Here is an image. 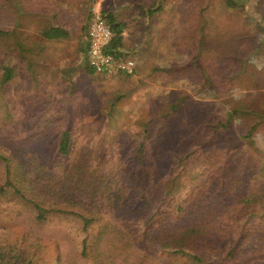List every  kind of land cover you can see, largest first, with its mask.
<instances>
[{
	"label": "rangeland",
	"instance_id": "374dc122",
	"mask_svg": "<svg viewBox=\"0 0 264 264\" xmlns=\"http://www.w3.org/2000/svg\"><path fill=\"white\" fill-rule=\"evenodd\" d=\"M135 1L140 7L135 9L136 13L141 7L146 10L160 6L162 10L152 19L153 31L139 59L144 66L139 69L136 65L133 75H124L86 72L84 55L76 51L78 37L49 41L40 35L43 28L66 14L64 5L40 0H0V75L3 66L12 67L14 72L12 80L0 86V154L12 157L8 176L0 158V187L5 186L8 179L13 180L14 161L25 159L34 167H28L27 178L34 192L23 189L18 193L10 185L0 189V255L5 259L23 254L32 264H188L156 252H144L143 240L137 238V232L126 237L122 234L128 230L123 229L122 234L113 230L114 225L120 226L119 222L110 215L113 210L101 202L97 205L102 215L83 230V219L77 213L96 207L92 204V188L79 184V198L73 200L76 204L72 206L68 198H64L67 182L56 179L52 184L49 169L42 173L43 168L39 172L35 167L47 160L79 161L91 167L100 165L99 162L103 166L107 162L119 167L134 165V159L129 157L134 139L142 132V120L154 107L153 103L167 108L169 100L187 94L195 102L210 107L214 116L224 117L238 104L237 99L243 93H255L256 99L264 97V43L248 61L243 74L231 78L251 81L233 87L225 80L219 85L221 90L214 92L192 82L191 79L204 77L194 66V55L190 54L194 45L189 48L185 45L188 26L182 28L184 23L201 20L198 12L204 9L205 17H212L214 23L221 26L231 25L233 30L247 36L258 31L254 39L258 42L264 35V0H236L245 3V11L228 9L224 0ZM53 14L55 18L50 17ZM133 16L130 23L137 17ZM169 18L175 25L171 39L174 45L158 31L167 25ZM137 23L142 26L140 21ZM140 27L134 35H141ZM157 33L160 40L156 39ZM138 53L132 52L130 56L134 58ZM212 55L208 50L206 56L199 58L201 66L209 68L208 77L230 79L223 73L215 75L213 69L210 72ZM168 68L172 69L171 74L162 70ZM191 109L202 114L201 108L193 106ZM239 122L244 120H235ZM65 129L71 132L73 150L69 156H56V143ZM238 144L241 151L237 153V160L221 172L226 176L223 185L219 188L221 181L216 185L205 182L204 190L214 198L207 200V205L226 216L240 191L245 195L255 194L256 198L263 195L256 210H249L255 215L252 220L245 226L238 224L237 229L246 227L242 237L235 233L232 241L224 238L222 241L224 244L240 242L241 249H236L232 264H264L263 129L258 127L250 138H241ZM187 166L195 170L196 164L187 161ZM53 185H60L61 197L57 201H53ZM102 187L105 188L104 184ZM34 201L50 210L43 219L36 217ZM134 207L124 210L130 212ZM242 207L237 208L236 220ZM102 225H106L104 231L100 230ZM84 239L87 248L82 253Z\"/></svg>",
	"mask_w": 264,
	"mask_h": 264
},
{
	"label": "trees",
	"instance_id": "16d2710c",
	"mask_svg": "<svg viewBox=\"0 0 264 264\" xmlns=\"http://www.w3.org/2000/svg\"><path fill=\"white\" fill-rule=\"evenodd\" d=\"M224 4L230 10H247L245 3L236 0H224ZM161 10L162 7L158 6L146 11L148 15H152ZM198 15L201 20L196 19L182 25V28L188 26L184 38L185 45L187 48L194 45V50L192 49L190 54L194 55V66L204 77L191 79L192 82L198 86L201 84L200 87L204 90L218 92L221 90L219 85L225 80L228 86L233 87L243 86L241 82L246 80L251 81L231 78L243 74L248 61L264 43V35L262 38L259 37L257 42L254 39L255 35L259 34L258 31L247 36L233 30L231 25L221 26L214 23L212 17H205L204 9L199 11ZM106 18L114 32L109 49L117 51L118 56L129 55L121 48L123 25L116 23L110 15ZM174 26L173 19L169 18L167 25L163 29H158L159 32L162 31L164 39L172 45ZM41 35L45 39L67 37L66 31L59 26L45 27ZM156 39L160 40L158 33ZM208 50L210 54H214L209 57L210 72L213 69L216 71L215 75L223 73L230 79L208 77L206 73L209 68L202 67L199 59L203 55L206 56ZM221 53H224L223 56L219 55ZM189 67L195 70L194 67ZM2 69L1 87L14 76L12 67L3 66ZM162 70L170 74L172 72L170 68ZM248 92L237 99L238 104L224 117L214 116L210 107H205L200 101L195 102L187 94L169 100L167 108L153 103L154 107L148 110L142 120V132L134 139L135 144L129 156L134 159V165L122 164L119 167L107 162L103 166V163L99 162L100 165L94 164L91 167L88 163L79 161L63 163L59 160L56 162L47 160V163L35 167L39 172L43 168L42 173H46L45 169L48 168L52 184L56 179L59 182L60 180L67 182L65 188L68 189L64 198H68L72 206L76 204L73 200L79 198L77 197L79 184L92 188L90 193L94 200L92 204L96 207L92 211L77 213V216L83 219V230H87L88 225L91 222L93 224L102 215L97 205L101 202L100 204L104 203L113 210L110 215L119 222L120 226L114 225L113 230L121 234L128 230L129 232L122 234L126 237L137 232V238L143 240L141 249L146 253L156 252L163 257L185 260L188 264H232L236 249H241L238 247L240 242L224 244L222 240L224 238L232 241L235 233L242 237L246 227L237 229L238 224L242 223L245 226L252 220L255 215L249 210L251 208L256 210L257 202L263 201V195L256 198L255 194L245 195L244 191H240L234 197L226 216H222L216 208L207 205V200L214 198L204 190V186L206 181L215 185L221 181L220 186L218 185L220 188L226 178L222 175L224 173L222 170L232 165L238 158L237 153L241 151L238 140L250 138L258 127L264 132V97L256 99L255 93ZM193 106L201 108L202 114L193 111L194 109H191ZM236 119L244 122L235 123ZM70 133L69 129H65L59 134L55 147L56 156L71 154L73 144ZM0 158L5 163L8 176L11 172L12 157L0 154ZM187 161L196 164L195 170L188 168ZM29 166L34 168L33 165H28L25 159L14 161L13 180L8 179L5 186L10 185L18 193L23 189L34 192L33 187L27 183ZM103 184L105 188L102 187ZM5 186H1L0 189L3 190ZM51 188L55 191L53 201H57L61 197L60 185H53ZM108 188L107 192L104 191ZM33 204L38 219H43L50 211L36 201ZM216 205L218 206L217 201ZM133 206L135 207L130 212L124 210ZM239 206L243 207L236 220L234 215L238 212ZM261 206L264 209V203ZM105 229L106 225L100 227L102 231ZM226 233L227 236H224ZM82 244L84 253L87 248L85 239ZM27 258L23 254L8 259L0 255V264H32Z\"/></svg>",
	"mask_w": 264,
	"mask_h": 264
},
{
	"label": "crops",
	"instance_id": "0c3cea01",
	"mask_svg": "<svg viewBox=\"0 0 264 264\" xmlns=\"http://www.w3.org/2000/svg\"><path fill=\"white\" fill-rule=\"evenodd\" d=\"M40 2L64 5V11L66 12V14L63 17L59 16L58 22L52 24L51 26H59L63 28L67 33V37L46 40L58 41L65 40L67 38H73L74 36L78 37V39L76 38L75 40L78 46V50L76 49V51L84 55L85 61L83 66L85 67L86 72L91 71L92 74H94L92 70L87 68L88 65L86 58L88 48L87 20L89 19V17H91L93 12H100L105 16L110 15V17L113 18L116 23H121L123 25V30L121 32L122 50H124V52L128 53L129 55H131L130 53L132 52H139L137 56L134 57L136 65L139 67V69L140 67L142 68V66H144L142 59L141 61L139 59L143 50L145 49L144 46L147 45L149 37L151 36V33L153 31L152 27L154 26L152 19L156 13L148 15L146 11L147 9L145 10L142 7L141 11L139 13H136L135 9H139L140 7H138L139 4L135 0H133V2L131 0H40ZM54 14L50 17L55 18ZM132 14H134L133 17H137L134 18V22L130 23V21L133 20V18H130ZM139 21L141 22V27L137 25V22ZM138 26L140 27L141 35H134L135 32H137V34L139 32ZM41 33L42 30L40 31V35ZM92 79H94V76H92Z\"/></svg>",
	"mask_w": 264,
	"mask_h": 264
},
{
	"label": "built area",
	"instance_id": "2783aa9c",
	"mask_svg": "<svg viewBox=\"0 0 264 264\" xmlns=\"http://www.w3.org/2000/svg\"><path fill=\"white\" fill-rule=\"evenodd\" d=\"M114 32L105 15L95 12L87 26L88 48L87 65L98 74L122 73L133 75L136 71V61L130 55H119L111 51L109 46Z\"/></svg>",
	"mask_w": 264,
	"mask_h": 264
}]
</instances>
